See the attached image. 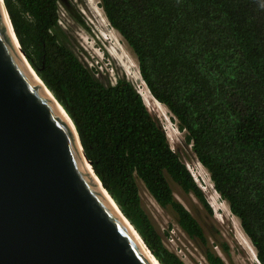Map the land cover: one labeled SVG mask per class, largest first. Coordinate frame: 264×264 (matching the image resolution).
Returning <instances> with one entry per match:
<instances>
[{"label": "trees", "instance_id": "1", "mask_svg": "<svg viewBox=\"0 0 264 264\" xmlns=\"http://www.w3.org/2000/svg\"><path fill=\"white\" fill-rule=\"evenodd\" d=\"M3 2L28 62L72 119L104 188L161 264H185L144 211L138 180L202 243L201 224L168 178L212 209L141 93L124 74L104 80L58 40V0ZM99 3L264 264V0ZM205 258L225 264L211 248Z\"/></svg>", "mask_w": 264, "mask_h": 264}, {"label": "water", "instance_id": "2", "mask_svg": "<svg viewBox=\"0 0 264 264\" xmlns=\"http://www.w3.org/2000/svg\"><path fill=\"white\" fill-rule=\"evenodd\" d=\"M33 74L0 0V264H154Z\"/></svg>", "mask_w": 264, "mask_h": 264}, {"label": "rangeland", "instance_id": "3", "mask_svg": "<svg viewBox=\"0 0 264 264\" xmlns=\"http://www.w3.org/2000/svg\"><path fill=\"white\" fill-rule=\"evenodd\" d=\"M64 1L68 2L69 7L64 5ZM58 13L59 27L55 30L58 40L70 47L89 67L98 69L104 80L115 81L117 74H124L136 88H140V80L137 79L139 75L145 84L135 54L109 24L99 0H58ZM146 103L149 105H146L147 109L165 131L171 148L185 163L212 209V213H208L192 193L184 192L176 182L168 178L175 198L201 224L206 237V243H202L197 237H190L179 226L177 214L171 206H161L138 180L141 205L161 234L164 245L185 264H209L205 258L207 248L213 249L225 264H257L252 259L254 248L243 232L239 219L215 191L208 171L195 157L191 144L185 141V131L178 128L176 118L165 105L161 103L167 117L156 109L152 99L146 97ZM243 241H249L246 243L248 249ZM223 243L227 244V250Z\"/></svg>", "mask_w": 264, "mask_h": 264}, {"label": "bare ground", "instance_id": "4", "mask_svg": "<svg viewBox=\"0 0 264 264\" xmlns=\"http://www.w3.org/2000/svg\"><path fill=\"white\" fill-rule=\"evenodd\" d=\"M92 1V0H91ZM95 2V1H94ZM95 7V6H94ZM97 9V8H96ZM98 13V12H97ZM7 20V19H6ZM8 26H9V28H10V31H11V27H10V24H9V22H8ZM12 34V33H11ZM12 37L14 38V40H15V37L12 35ZM17 44V43H16ZM31 70V69H30ZM32 73H33V71H32ZM35 74V73H34ZM33 74V75H34ZM34 77L38 80V82L42 85V87H43V83L41 82V80L39 79V78H37V75L35 76L34 75ZM137 77V76H136ZM137 79H139L140 80V88H137V89H139L138 91L141 93V95H142V97H143V100H144V102H146V97L147 98H150V99H152L153 100V102L155 103V106H156V109L157 110H159V111H161L162 113H164L163 112V105L161 104V103H159L153 96H152V94L150 93V91L148 90V88H147V86L141 81V78H140V76L138 75V77H137ZM46 94L50 97V99H51V101H52V103L58 108V110L62 113V115H63V117L68 121V123H70V125H71V120H70V118L68 117V115H67V113L64 111V109L62 108V106L57 102V101H55V99L53 98V95L51 94V92L49 91V90H47L46 91ZM150 101V100H149ZM150 103V102H149ZM146 105H148V103H146ZM151 105V104H150ZM149 106V105H148ZM165 114V113H164ZM163 114V115H164ZM165 116H166V114H165ZM167 117V116H166ZM166 120V119H165ZM167 121V120H166ZM81 155H82V158H83V160H84V163L86 164V168L88 169V171H89V173L94 177V179H95V181H96V183L98 184V185H100V183H99V181H98V179L94 176V174L92 173V170H91V167H90V165L85 161V159H84V157H83V153H81ZM103 190V189H102ZM104 191V194H105V196H106V198L108 199V202L112 205V207H114V209L116 210V212H118V213H120L121 214V212H120V209H119V207L117 206V204L115 203V201L113 200V199H111V197L105 192V190H103ZM139 238V237H138ZM140 242H141V240H140ZM249 242V241H248ZM248 242H245V241H243V244L245 245V247H246V243H248ZM250 245V244H249ZM251 246V245H250ZM252 247V246H251ZM250 247V248H251ZM247 248V247H246ZM253 248V247H252ZM248 249V248H247ZM254 249H252V251H253ZM254 252L255 251H253L252 252V254H253V260L255 261L256 260V258H255V254H254ZM149 253V252H148ZM251 253V252H250ZM150 258L152 259V261L154 262V264H159L158 263V261L154 258V257H152L151 255H150ZM256 262V261H255ZM257 263V262H256ZM258 264V263H257Z\"/></svg>", "mask_w": 264, "mask_h": 264}, {"label": "flooded vegetation", "instance_id": "5", "mask_svg": "<svg viewBox=\"0 0 264 264\" xmlns=\"http://www.w3.org/2000/svg\"><path fill=\"white\" fill-rule=\"evenodd\" d=\"M64 5H66V7H69L68 2L64 1Z\"/></svg>", "mask_w": 264, "mask_h": 264}]
</instances>
